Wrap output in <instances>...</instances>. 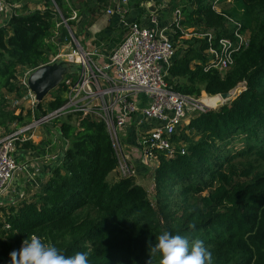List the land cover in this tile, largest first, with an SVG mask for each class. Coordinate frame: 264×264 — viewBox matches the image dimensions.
Segmentation results:
<instances>
[{"label":"trees","instance_id":"1","mask_svg":"<svg viewBox=\"0 0 264 264\" xmlns=\"http://www.w3.org/2000/svg\"><path fill=\"white\" fill-rule=\"evenodd\" d=\"M92 2L103 0H23L0 26V136L31 122V111L21 104L27 93L22 78L48 64L67 42L63 25L55 36L61 15L68 19L75 10L90 26L96 16L82 9ZM170 8L181 10L184 30L203 37L192 35L175 49L164 77L168 87L197 98L233 96L189 112L170 135L172 155L150 148L151 197L133 175L117 172L101 120L61 115L56 128L66 145L46 178L15 202L0 204V264H8L9 253L32 235L66 257L87 252L89 264H159L150 248L164 231L204 241L213 264H264V0H170ZM237 29L248 33L247 46L227 68L204 70L210 59L204 34L233 38ZM179 34L170 37L173 44ZM47 95L36 104L37 117L66 101L62 84ZM48 143L27 139L16 149L45 152Z\"/></svg>","mask_w":264,"mask_h":264},{"label":"built area","instance_id":"2","mask_svg":"<svg viewBox=\"0 0 264 264\" xmlns=\"http://www.w3.org/2000/svg\"><path fill=\"white\" fill-rule=\"evenodd\" d=\"M125 2L126 0H122L123 4ZM7 4L5 0H0V26L7 22L12 9L18 7L16 3ZM213 8L219 10V5L214 4ZM113 11L111 8L106 9L107 14H112ZM60 18L55 25V36L63 25L69 37L66 40L72 46L67 52H58L49 63L67 60L75 64L74 69L65 74L61 81L66 101L57 110L35 119L38 101L26 84L31 70L25 73L22 83L26 86L27 93L23 101L32 113L33 122L0 137V197L8 191L15 176L22 170V165L14 157L16 142L29 139L32 129L42 122L67 113H82L101 120L111 137L118 172L128 175L132 165L121 152L117 131L125 128L133 116L140 115L142 120L160 122L149 130L146 140L145 156L148 161L153 162L155 157L149 151L150 148L165 150L168 155H172L170 135L187 120L189 112H203L210 106L200 100V97L180 95L168 87L164 77L175 56V47L165 29L152 30L135 21L126 23L123 38L102 64L95 61L100 53L97 46L85 44L84 48L75 36V28L68 26V19L62 15ZM76 18V11L71 10V19ZM181 22L182 12L176 8L172 12L170 24L173 34L179 32V36L187 35ZM236 25L240 27L239 24ZM204 35L208 41L205 52L210 56L204 70L227 68L233 61V55L248 44V33L239 29L234 31L233 38L212 40L209 32Z\"/></svg>","mask_w":264,"mask_h":264},{"label":"crops","instance_id":"3","mask_svg":"<svg viewBox=\"0 0 264 264\" xmlns=\"http://www.w3.org/2000/svg\"><path fill=\"white\" fill-rule=\"evenodd\" d=\"M135 1L130 2L126 0L123 4L122 0H111L110 2L113 4L109 5L110 7L107 8L114 9V11L112 14L106 13L109 18L105 20L103 16H99L90 26H86L87 16H85L86 19L81 17L77 20L76 18L75 26L77 31L80 32L79 34L85 32L84 35L81 36L84 43L89 46L96 45L98 51L100 52L97 57V62L102 64L106 62L107 56L111 50L123 38L126 32V23L135 21L141 26L152 30L165 29L170 37L168 25L171 24L172 13L171 8L167 5V0H151L155 2L156 7V11L153 14H150L148 9L144 6L143 2L145 0L141 2ZM113 6L115 8H113ZM116 7H118L117 9H119V11H117ZM75 26H73V28H75ZM139 119H141L140 115H138V117L133 116L131 120L127 122L125 128H121L117 131L118 141L124 158L127 160L129 159L128 157H130L131 161L135 162L133 165L135 164L136 167L142 157L141 150L144 160L146 158L145 146L147 135L143 136V134H148L152 127L160 124V122L156 120L141 119V121H139ZM48 133L50 134V132ZM29 137V140L31 139V141L36 144L35 137L32 136V134ZM47 137L43 140H47ZM58 138L63 141L65 146L66 142L60 137L59 133ZM45 145H42V147L45 146V152H43V149H15L14 156L20 161L19 163L22 165V170L15 176L8 188V191L0 197V204L12 203L16 201L23 194H25L28 189L37 187L40 182L46 178L48 169L57 160V158L61 156L64 146H61V148L57 146L50 153V143ZM146 168H148L147 165Z\"/></svg>","mask_w":264,"mask_h":264},{"label":"clouds","instance_id":"4","mask_svg":"<svg viewBox=\"0 0 264 264\" xmlns=\"http://www.w3.org/2000/svg\"><path fill=\"white\" fill-rule=\"evenodd\" d=\"M150 251L152 255H159V264H213L212 253L204 241H189L186 236L168 231L156 237ZM8 264H89V260L87 252L66 257L54 245L32 235L22 240L18 250L9 253Z\"/></svg>","mask_w":264,"mask_h":264},{"label":"rangeland","instance_id":"5","mask_svg":"<svg viewBox=\"0 0 264 264\" xmlns=\"http://www.w3.org/2000/svg\"><path fill=\"white\" fill-rule=\"evenodd\" d=\"M11 1L13 3H16L19 6L22 3L23 0H11ZM110 1L111 0H103V3L102 4H99V5L98 4L94 5V2H92V3H90V5L86 6V8L83 7L82 11L83 12H87L88 14H92V12H93V16L95 14L96 18H98L99 16L100 17L103 16L104 19L107 20L109 17H107L108 15L106 14V11L105 10H106L107 7H110L109 5H112L113 4ZM128 1L132 2L133 0H128ZM166 2H167V5L170 7V0H167ZM113 8H115V7L113 6ZM172 12H173V10H171V13ZM169 15H170V12H169ZM79 18H81V17H79ZM72 20H75V19H71V15H70V17L68 18V21H72ZM171 20H172V18H171ZM182 20H183V18H182ZM73 26H72V28H73ZM66 31H67V29H66ZM186 31H187V35L177 36L175 38L176 40H174V44L176 43V46H175L176 51H177V47L179 48V46L182 45V43H183L184 40L189 39L192 35L197 36L199 34L198 32L194 31L193 28L187 29ZM59 32H61V30ZM168 32H169V35L171 37L173 33H172L171 28H170V24L168 25ZM84 33L85 32H82L81 34H75V36L80 41L81 45L85 48L86 45L84 43V40L81 38V36L84 35ZM114 36H116V35H114ZM71 46H72V44H70L68 42L67 43H63V44H61V46H59V52H61V53L67 52L70 49ZM95 61L97 62L98 59L95 58ZM28 71H26V72H28ZM53 92H55V89L54 90H51L48 94L50 95ZM49 95H47L46 97L47 98H50ZM232 96H233V94L231 95V97ZM214 97H217V96H208V95L202 93L199 99L202 100V101L207 102V104L210 105L208 108H214L215 107V104H217V101H219L218 99H216ZM212 98H214V99L212 100ZM223 102H225V101H221V103H223ZM21 104L25 108H28V105H27V103L25 101H21ZM36 110H37V108H36ZM38 117H40V116H38ZM38 117L36 116V113H35V119H37ZM58 118L59 117L54 118V119L47 120V122H42V123L38 124L37 127L34 128V129H32V131H31L32 136L35 137L36 144H40L41 142H43V139H46V137L48 135L47 141L50 143V146H51V149L49 150L50 153L57 146H59L60 148H61V146L62 147L64 146L63 141H61L58 138V132H57V128H56L59 125ZM32 122H33V118H32V120H31L30 123H32ZM48 132H50V134ZM146 135H147L146 133L143 134V136H146ZM143 146H144V144H143ZM141 154H142L141 155L142 157H141L140 162L138 163V166L137 167L135 166V164L133 165V163H135V162H132L130 157H128L129 159L126 160V161L129 162L130 165L132 163V169L128 173V175H133L134 178H135V180H136V182L137 183H141L143 185V187H145V189L147 190V193H148L149 197H151L153 195V193H154V185H153V182H152V180L150 178L151 176L149 175V173L146 174L147 173L146 172V170H147L146 165L149 167L148 169H150L152 167V162L151 161H148L146 158L144 160L142 150H141ZM155 164H156V162H155ZM116 170H118V169L116 168Z\"/></svg>","mask_w":264,"mask_h":264},{"label":"water","instance_id":"6","mask_svg":"<svg viewBox=\"0 0 264 264\" xmlns=\"http://www.w3.org/2000/svg\"><path fill=\"white\" fill-rule=\"evenodd\" d=\"M143 4L150 14L156 11L155 2L145 0ZM74 67L75 64L67 60H56L52 63L39 66L31 70L27 75L26 84L28 90L34 95L37 101H41L45 95L61 84L64 75L70 73ZM232 94L233 92H226L217 95L219 101H217L215 106L219 105L221 101L230 98Z\"/></svg>","mask_w":264,"mask_h":264},{"label":"bare ground","instance_id":"7","mask_svg":"<svg viewBox=\"0 0 264 264\" xmlns=\"http://www.w3.org/2000/svg\"><path fill=\"white\" fill-rule=\"evenodd\" d=\"M214 98H216V99H218V100H219L218 96H217V97H214ZM214 98H212V100H213ZM204 102H205V101H204ZM205 103L207 104V102H205Z\"/></svg>","mask_w":264,"mask_h":264}]
</instances>
